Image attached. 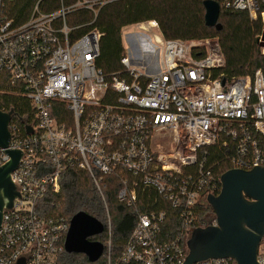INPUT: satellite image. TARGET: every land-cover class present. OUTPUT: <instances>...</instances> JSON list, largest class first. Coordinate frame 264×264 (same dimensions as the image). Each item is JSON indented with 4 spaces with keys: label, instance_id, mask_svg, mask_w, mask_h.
Returning <instances> with one entry per match:
<instances>
[{
    "label": "built area",
    "instance_id": "1",
    "mask_svg": "<svg viewBox=\"0 0 264 264\" xmlns=\"http://www.w3.org/2000/svg\"><path fill=\"white\" fill-rule=\"evenodd\" d=\"M14 1L0 0V95L26 99L35 125H28L29 134L13 115L9 145L0 147V167L11 160L8 151L22 153L11 173L19 197L4 210L0 225V264H17L21 258L25 264L57 263L71 219L55 213V203L45 199L60 193L61 178L70 169L88 172L104 201L102 173L119 176L118 200L128 208L154 194L147 209L138 212L118 257L107 214L102 256L107 264H183L192 231L205 227L200 213L209 205L208 195L222 188L216 163L209 164L210 148L218 144L226 151L229 169L264 167V67L230 78L222 71L218 38L154 34L155 63L143 49L137 62L126 53L124 73L108 77L96 65L104 33L81 31L105 6L124 0H38L21 23L10 15ZM217 2L261 23L257 39L264 60V0ZM80 12L92 20L70 24ZM147 23L160 31L156 21ZM144 24H137L143 32ZM157 136L169 140L159 145ZM168 208L177 212L181 225L169 240L164 239ZM215 224L216 217L209 225ZM258 261L264 264V237Z\"/></svg>",
    "mask_w": 264,
    "mask_h": 264
},
{
    "label": "trees",
    "instance_id": "2",
    "mask_svg": "<svg viewBox=\"0 0 264 264\" xmlns=\"http://www.w3.org/2000/svg\"><path fill=\"white\" fill-rule=\"evenodd\" d=\"M38 0H15L10 15L21 23L30 16ZM205 0H124L105 6L97 20L90 27L82 29V33L90 28H98L104 33L101 40L100 56L96 61L98 68L106 76L124 73L121 59L126 55L123 30L149 21H156L165 39L205 40L219 38L225 58L222 71L230 78L254 75L255 71L264 67L261 44L257 36L262 31L260 22L251 23L244 12L221 8L218 25L208 27L205 23ZM218 1V0H215ZM82 17V18H79ZM91 15L80 12L69 21L80 24L91 21ZM55 107H63L55 104ZM0 109L13 110V121L23 131L28 125H35L34 115L29 102L21 97L0 95ZM209 164L216 163L214 168L218 176H222L230 165L226 159V151L218 144L210 148ZM105 201L99 194L91 176L86 171L70 169L61 178V191L49 193L45 200L55 203L53 211L70 220L78 212H86L101 221L105 231L90 240L103 244L108 239L106 230L108 213L111 217L113 236V255L118 257L124 250L137 221L139 211L147 209L146 201L154 194L140 197L138 207H126L118 200L121 180L115 174H100ZM168 221L164 229V239H174L180 231L177 212L168 208ZM203 226L215 219L209 205L201 211ZM56 264H107L101 257L97 262H90L84 254L64 251Z\"/></svg>",
    "mask_w": 264,
    "mask_h": 264
},
{
    "label": "water",
    "instance_id": "3",
    "mask_svg": "<svg viewBox=\"0 0 264 264\" xmlns=\"http://www.w3.org/2000/svg\"><path fill=\"white\" fill-rule=\"evenodd\" d=\"M205 23L218 25L221 11L215 0H205ZM14 111L0 109V147L7 148L11 138L9 124ZM27 126V133H32ZM11 160L0 167V225L3 212L11 208L19 193L11 179L22 153L8 151ZM221 191L210 194L216 224L195 228L188 241V254L183 264H196L210 259L231 258L235 264H259L258 252L264 237V167L252 170L229 169L221 176ZM104 224L86 212H78L70 221L65 251L87 256L92 263L104 254V244L90 238L104 232ZM17 264H25L21 258Z\"/></svg>",
    "mask_w": 264,
    "mask_h": 264
},
{
    "label": "rangeland",
    "instance_id": "4",
    "mask_svg": "<svg viewBox=\"0 0 264 264\" xmlns=\"http://www.w3.org/2000/svg\"><path fill=\"white\" fill-rule=\"evenodd\" d=\"M144 25L146 26L145 32H143V30H141L137 26V24L126 27L123 30L124 47L126 49V53L131 54V56L133 55L134 62L138 61V57L141 54V49H143L145 53H151V55L155 53L156 48L153 44L150 43V40H152V42L154 43V34H161L159 30L157 31L155 29L150 28L147 22H145ZM156 59L157 58L155 55L151 56L152 63H155ZM168 140V137H166L164 140L160 139L159 136L156 137V141H158L159 145H161L162 142H167Z\"/></svg>",
    "mask_w": 264,
    "mask_h": 264
}]
</instances>
